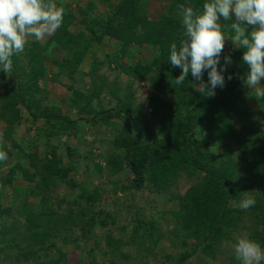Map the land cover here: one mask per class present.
<instances>
[{"label": "trees", "instance_id": "obj_1", "mask_svg": "<svg viewBox=\"0 0 264 264\" xmlns=\"http://www.w3.org/2000/svg\"><path fill=\"white\" fill-rule=\"evenodd\" d=\"M74 1L78 2L77 13L69 5H65L64 0H53L56 5L58 4V7H63L65 10L61 28L53 33L46 42H34L33 47H25V56L29 61L30 69L27 75L30 77V79L28 78L29 82L33 83L26 85L22 81H16L12 87L8 84L9 73L18 79L21 72L25 70L17 67L19 54L13 58L14 67L12 71L8 74L0 73V124L5 125V141L7 144L11 142V145L17 147L13 133L23 121V109L28 112L33 121L42 118L47 119L52 130L62 127V130L65 129L63 134H66L67 131L75 129L69 118L45 105L44 99L35 93L41 90L38 82L46 75V62L52 60L53 50L72 53L74 55L73 63L79 68L84 60L83 50L92 48L95 44H101L106 36L120 44L122 47L121 54L128 53L131 46L137 49L147 45L153 50V55H156L155 64L157 63L158 70L166 71L168 74V81L162 77L152 79V81L158 86L159 92L175 93L177 98L175 104L185 111V130H180L181 123L178 122L181 120L182 113L178 111L172 124L163 122L158 125L161 130L160 134L164 136L160 141V146L140 147L137 143L142 136L138 130L140 128L138 127L136 130V128L129 127L134 121V118L132 119L133 113L128 111L127 103H122L119 107H115L117 116H122L125 121L121 130L122 135L116 137L117 146L127 150L126 161L132 171L135 189L137 190L145 189V183L149 179L151 182L149 185L152 184L149 188L151 191L167 194L173 185L174 174L177 170L202 174L201 181L192 184L184 195L173 196L169 200L178 201L179 210L176 213V218L181 222L186 232V240L191 238L196 242L202 241L203 243L199 242V247L203 246V250L207 254L215 255L216 243L212 242L225 238V224L232 222L231 217L227 216L226 210L230 200L234 198L235 183L233 179L236 178L238 172H244L243 176L247 178L248 167L251 174L264 176V134H261L253 126L255 123L254 114L243 109L247 99L243 94L244 87L241 80L247 70V65L242 64L243 50H236L231 54L233 63L229 68V73L233 75V79L226 80L225 87H218L215 94L211 96L207 91L204 94L199 92L195 99H192L188 78L182 86L175 84V79L180 75L181 70L172 68L167 62L168 48L172 42H178L182 38L180 17L177 16L179 6L190 4L198 9L202 7L204 0H172L161 19L149 17L146 10V0H121L117 4L113 3L112 0H88L85 5H82L80 0ZM98 3H102L108 8V11L101 12L98 10ZM76 23L82 26V29L77 32L72 31V27ZM222 23L225 25L222 30L230 34L228 26L232 21H223ZM157 51L159 52L158 55ZM54 63L64 66L60 62ZM162 65L164 66L162 67ZM153 66L154 64L144 62L136 63L134 68L130 69L131 74L136 79H144L151 72ZM32 86L35 87V92L32 91ZM98 96L97 90H94L90 95H82L76 92V97L72 99V106L79 114L88 112L92 108H86L85 105L82 107L78 100L83 97L87 104L91 105L94 99H98ZM149 102L151 108L156 112L162 111L163 115H166L168 109L171 108L170 103L164 101L156 92L149 95ZM262 103L264 104V95L262 96ZM230 111L244 115L247 122V126H243L245 136L239 135L235 130V122L229 115ZM100 116L104 118V115ZM202 123L204 125L201 127L208 132L209 137L213 138L216 135L218 138L223 136L234 137L242 144L239 162L225 163L220 169L213 168L212 165L209 167L201 164L200 157L203 158L204 155L196 156L197 141L191 134V130ZM52 134L48 133L47 136L50 137ZM137 139L139 140L136 142ZM35 148L38 149L37 145ZM54 150L51 158L47 156L41 158L38 151L33 150L31 146L26 150L22 149L20 153V156L27 161L28 166L15 161L13 165L6 164L3 166L4 169L3 167L0 168L1 172L6 170V173L2 172L3 174L0 176V187L11 186L10 196L12 199L9 206L0 204V242L15 243L21 248H23L21 243H25L23 251L27 257L24 258L32 260L28 256L37 255L33 259L35 264H69L64 260L66 252L59 248V244L54 238L60 236L64 242L74 243L77 231L88 234L90 228L92 229L95 224L106 228L109 218L113 216V213L111 215L109 212L98 211L103 196L97 188L89 191L79 187L73 180L69 179L71 171H78L77 163L69 162L67 165H61L63 162L61 158H58V148L55 147ZM0 152H5L8 157L11 156L10 151H7L6 148L1 149ZM67 152L69 155L72 154L70 148ZM244 163H247L248 167L244 166ZM109 165L112 166L110 162ZM95 169L97 172H101V167L98 164H95ZM18 178L27 179L29 182L26 181V183L34 184L33 188L27 190L15 185ZM62 185H66L72 190L79 188V191L72 197L65 193L61 195V199L57 200L54 191H57ZM260 191L264 194V189ZM21 192L25 194L23 199L20 198ZM255 201L256 203L251 208L256 210L264 207V204L262 205L256 199ZM17 204H20V208ZM64 205L69 207V211H64ZM75 208L77 209L75 210ZM15 214L25 220L22 230L24 242L18 240L21 233L18 231L17 234L14 233L15 229L10 227L8 223L9 218ZM262 219H264V212ZM146 235L150 241V233L146 231ZM106 237L109 248H114L111 250L114 257L119 252L116 250L121 249L123 243H120V239L117 243H113V234L109 231L106 233ZM72 243L66 244L71 245ZM131 244L138 247L142 243H127L126 245L131 246ZM183 246L185 247L184 243ZM52 250L59 253L57 259H49V253ZM41 252L46 253V255L39 257ZM89 252L96 254L95 250H89ZM194 252L195 250L190 253H183L179 259H176L175 264H184ZM102 254L107 257L109 251ZM122 256L128 257L125 254ZM96 258L93 256L88 264H99L96 262ZM112 264L123 263L114 261Z\"/></svg>", "mask_w": 264, "mask_h": 264}, {"label": "rangeland", "instance_id": "obj_2", "mask_svg": "<svg viewBox=\"0 0 264 264\" xmlns=\"http://www.w3.org/2000/svg\"><path fill=\"white\" fill-rule=\"evenodd\" d=\"M120 1L112 0L115 4ZM146 1V10L151 19H161L172 2V0ZM79 2L85 5L88 0H80ZM64 4L69 5L77 13V1L64 0ZM97 8L101 12L108 11V8L102 3H98ZM177 16L179 17V15ZM80 29L82 26L77 23L72 27V31L75 32ZM52 35L46 36L41 41H36L34 37H30L26 48L33 47L34 42L44 43ZM121 49L120 44L106 36L101 44H95L92 48L83 50L84 60L79 68L73 63L74 55L72 53L53 50V55H51L53 60L46 62V75L38 82L40 92H35L34 86H32V91L34 90L38 97L44 99L45 105L69 118L75 129L73 131L66 130V134H63L65 129L62 130V127L52 130L47 119L42 118L33 121L28 112L23 109V121L13 133L17 147L11 145V142L7 144L4 139L5 125L0 124V150L6 148L11 154L9 157L6 154V158L0 159V168L6 164L13 165L15 161L28 166L27 161L20 156L22 149L26 150L32 146V149L37 150L41 158L46 156L51 158L52 152L55 151L54 148L57 147L58 158H61L63 162L61 165H67L69 162L77 163L78 171H71L69 179L73 180L79 187L89 191L95 188L99 190L103 197L102 203L98 206V211L109 212L111 215L113 213V216L108 220V226L103 228L99 227L101 225L97 224L96 226L95 224L92 229L90 228L88 234L77 231L76 238L74 237L75 244L64 242L60 236L54 238L59 244V248L66 252L64 260L69 264H88L93 256L97 257L96 262L99 264H112L114 261L123 264H175L176 259H179L183 253H190L193 250H195L194 254L184 264H238L229 241L234 240L237 236H248L264 244V219H262L264 207L256 210L253 208L243 210L240 207L241 200L246 196L258 200L262 205L264 204V194L260 191L264 189V176L251 174L247 163H244V166L248 167L247 178L243 176L244 172H238L236 178L233 179L235 183L234 198L230 200L226 210L227 216L231 217L232 222L225 224V238L212 242L216 243L215 255L207 254L203 250V246L199 247V242L202 241L196 242L191 238L186 240V232L181 222L176 218V213L179 210L178 201L169 199L173 196L184 195L192 184L201 181L202 174L177 170L174 174L173 185L167 194L151 191L149 188L152 184L149 185L151 183L149 179L145 183V189H135L132 171L126 161L127 150L118 147L116 142V137L122 135L121 130L125 121L122 116H117L115 107L127 103V109L133 113L132 119L134 118L133 122L130 119L132 125L129 127L136 128V130L139 127V133H142L140 140H136V142L139 140L137 143L140 147L160 146V141L164 136L160 134L161 130L158 125L163 122L172 124L178 111L182 113L181 120L178 122L181 123L180 130H185V111L175 104L177 100L175 93L159 92L158 86L153 83L152 79L158 77L168 81V74L156 67V55H153L151 48L145 45L134 49V46H131L126 54H121ZM224 52L234 53L230 39L226 41ZM25 54V51L19 54L17 67L18 69H25L21 72L20 77L16 79L12 73L8 74L10 87L16 81H22L26 85L33 83L29 82L30 77L27 75L30 69ZM54 62H60L64 66L56 65ZM139 62L154 64L151 72L144 79H136L131 74L132 67L134 68L135 64ZM187 78L190 80L189 92L192 99H195L199 92L206 93L200 88V82L193 80L191 73ZM204 80L207 81L206 73ZM94 90H97L99 96L98 99L92 101L91 105H88L83 97L78 100L82 107L85 105L86 108H92V110L89 109L90 111L81 114L77 113L72 106V99L76 97V92L82 95H90ZM153 92L158 93L164 101L170 103L171 108L168 109L166 115H163L162 111L156 112L151 108L149 95ZM243 94L247 98L243 109L254 114L255 123L253 126L261 134H264L263 95L251 92L245 87ZM94 113L97 114L94 115ZM100 115H104V118ZM229 115L235 122V130L239 135L245 136L243 126H247V122L244 115L236 114L234 111H230ZM129 117L131 116L129 115ZM201 125L204 124L195 126L191 130V134L197 141L196 156L204 155L203 158L200 157L203 166L210 167L212 165L213 168L220 169L225 163L239 162V154L243 146L236 138L226 136L218 138L217 135L211 138ZM48 133L53 134L49 137L47 136ZM35 145L38 149L35 148ZM68 148L72 150L70 155L67 152ZM109 162L112 166L109 165ZM95 164L101 167V172H97ZM2 172L5 174L6 170ZM2 172L0 171V176H2ZM26 181L29 182L27 179L18 178L15 185L27 190L32 189L34 184H28ZM78 191L79 188L72 190L66 185H62L57 191H54L55 199H61V195L65 193L72 197ZM10 194L11 186L0 187L1 205H11ZM24 197V192H21L20 198L23 199ZM17 206L20 208V204ZM64 206V211H69V207ZM24 222V218L18 217L17 214L8 220L10 227L15 229L14 233L17 234L18 231L23 235L18 236V240H22V242H24V233L22 232ZM145 227L151 235L150 241L147 238ZM108 231L113 234V243H117L119 239L120 243H123L121 249L116 250L119 252L114 257L111 254V250L114 248H109L106 237ZM66 243L72 244L67 245ZM127 243L142 244L135 247L133 244L131 246L126 245ZM151 243L156 244L151 245ZM21 245L23 248L18 247L15 243L0 242V264H35L33 259L37 255H29L28 258L32 260H27L24 258L27 256L23 251L25 243H21ZM148 246H150L149 249ZM89 250H95L96 254H92ZM107 251H109V255L104 257L102 253ZM122 254L128 255V257L125 258ZM45 255L46 253L41 252L39 257ZM58 255L59 253L52 250L49 253V259H57Z\"/></svg>", "mask_w": 264, "mask_h": 264}, {"label": "clouds", "instance_id": "obj_3", "mask_svg": "<svg viewBox=\"0 0 264 264\" xmlns=\"http://www.w3.org/2000/svg\"><path fill=\"white\" fill-rule=\"evenodd\" d=\"M178 15L182 38L169 45L167 58L172 68L181 70L176 85L182 86L191 73L209 96L225 87L226 80L233 79V58L224 52L230 39L232 51L242 49V64L247 65L242 86L264 95V0H204L198 9L180 5ZM64 16V8L53 0H0V73L12 71L13 58L24 52L30 37L41 41L60 29ZM223 21H232L230 34L222 30ZM4 158L6 153L0 152ZM255 203L246 196L240 207L248 210ZM229 243L238 264H264V244L259 241L237 236Z\"/></svg>", "mask_w": 264, "mask_h": 264}, {"label": "crops", "instance_id": "obj_4", "mask_svg": "<svg viewBox=\"0 0 264 264\" xmlns=\"http://www.w3.org/2000/svg\"><path fill=\"white\" fill-rule=\"evenodd\" d=\"M53 60V59H52Z\"/></svg>", "mask_w": 264, "mask_h": 264}]
</instances>
